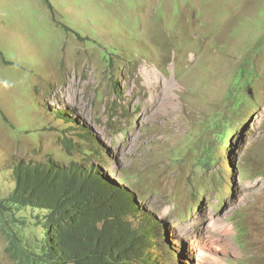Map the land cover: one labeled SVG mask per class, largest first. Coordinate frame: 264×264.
Listing matches in <instances>:
<instances>
[{
  "label": "rangeland",
  "instance_id": "1",
  "mask_svg": "<svg viewBox=\"0 0 264 264\" xmlns=\"http://www.w3.org/2000/svg\"><path fill=\"white\" fill-rule=\"evenodd\" d=\"M48 1L0 0V199L16 163L87 157L164 223L163 264H264V0ZM211 118L233 154L194 204L190 146ZM42 214L21 213L25 235Z\"/></svg>",
  "mask_w": 264,
  "mask_h": 264
},
{
  "label": "trees",
  "instance_id": "2",
  "mask_svg": "<svg viewBox=\"0 0 264 264\" xmlns=\"http://www.w3.org/2000/svg\"><path fill=\"white\" fill-rule=\"evenodd\" d=\"M41 1L52 10L48 0ZM247 65L239 67L234 87L248 88L252 83L254 74ZM240 97L235 99V117L245 103ZM201 124L194 147L190 146L194 156L187 178L194 204L206 181H219L222 168L215 167L221 166L223 148L226 155L233 154L235 137L233 125L226 128L220 118ZM72 161L60 165L48 159L13 166L14 189L0 199V241L9 260L14 264H163L169 254L162 244L164 223L140 206L133 186L131 190L115 182L87 157L80 163ZM26 210L43 212L34 218V228L41 225V231H30L29 236L24 233L29 221L21 217ZM244 223L241 217L238 234L241 247L248 251Z\"/></svg>",
  "mask_w": 264,
  "mask_h": 264
},
{
  "label": "bare ground",
  "instance_id": "3",
  "mask_svg": "<svg viewBox=\"0 0 264 264\" xmlns=\"http://www.w3.org/2000/svg\"><path fill=\"white\" fill-rule=\"evenodd\" d=\"M146 71V70H145ZM148 71V70H147ZM153 73V71L152 72H146V78L149 80L150 79V75Z\"/></svg>",
  "mask_w": 264,
  "mask_h": 264
},
{
  "label": "clouds",
  "instance_id": "4",
  "mask_svg": "<svg viewBox=\"0 0 264 264\" xmlns=\"http://www.w3.org/2000/svg\"><path fill=\"white\" fill-rule=\"evenodd\" d=\"M165 246H166V245H165ZM166 248H167V246H166ZM167 249H168V248H167ZM168 251H169L168 257H167L166 261H164V263L167 262V261H169V257H170V255H171V252H170L169 249H168ZM167 263H168V262H167Z\"/></svg>",
  "mask_w": 264,
  "mask_h": 264
}]
</instances>
